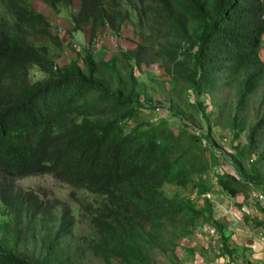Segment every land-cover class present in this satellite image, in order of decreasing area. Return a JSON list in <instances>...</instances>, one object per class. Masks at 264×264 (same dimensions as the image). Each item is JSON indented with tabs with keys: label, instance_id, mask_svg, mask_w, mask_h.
<instances>
[{
	"label": "trees",
	"instance_id": "16d2710c",
	"mask_svg": "<svg viewBox=\"0 0 264 264\" xmlns=\"http://www.w3.org/2000/svg\"><path fill=\"white\" fill-rule=\"evenodd\" d=\"M41 1L57 18L63 11L70 33L89 25L92 38L105 27L120 34L133 14L148 29L149 44L121 53L129 65L126 80L114 60L87 49L76 52L78 61L58 65L36 44L62 45L31 0H0V264H83L87 256L104 264H154L155 254L182 264L177 249L210 210L203 196L211 189V164L185 121L174 134L166 121L138 119L152 100L136 85L134 69L156 63L173 88L187 83L194 118L171 99L162 108L180 120L205 122L207 140L217 89L236 85L229 128L238 139L244 129L237 111L264 80L263 0ZM32 68L44 78L32 80ZM263 132L264 93L238 158L260 149ZM233 165L236 176L216 175L225 193L236 197L245 185L264 186V177L248 174L240 161ZM31 176L70 186L85 233L73 232L76 217L67 202L52 204L16 187ZM190 188L198 200L181 196Z\"/></svg>",
	"mask_w": 264,
	"mask_h": 264
},
{
	"label": "rangeland",
	"instance_id": "374dc122",
	"mask_svg": "<svg viewBox=\"0 0 264 264\" xmlns=\"http://www.w3.org/2000/svg\"><path fill=\"white\" fill-rule=\"evenodd\" d=\"M30 6L34 11L44 15L50 23L51 33L56 35L62 44L60 49H58L47 39L39 40L36 43L37 45L46 46L50 53L55 57L58 65L77 60L78 58L76 56V52L82 56L83 50L87 49L97 59L102 58L103 60L109 62L114 60L116 72L126 80L128 78L127 75L129 65L121 58V53L125 52L127 49L135 48L138 43H144L146 45L149 44L148 29L146 27H140L137 23H135V17L133 14H131L132 20H129L121 27V31L119 32L120 34H115L109 28L105 27L103 30L97 32L95 38H92L89 25L84 26V28L79 31L70 33L71 26L69 21L63 18V11H61L60 16L57 18L56 15L46 5H44L41 0H31ZM74 8H76V5ZM1 9L2 7L0 6V10ZM259 56L264 63V43L263 47L259 51ZM129 64L133 65L130 62ZM31 78L35 81L41 80L44 78V74L39 72L36 68H32ZM134 78L136 85L142 89L143 94H149L152 100V109L143 108L139 110V120L156 123V116H168V114H165L168 112L163 108L169 106L170 99L179 104L180 108L186 113V115H193V108L190 105V102L192 103V98L190 92L185 89L187 88V83L180 81L177 87L173 88V82L166 78V75L159 64L157 65L152 62L141 64L140 67H136V69H134ZM152 78H155V80ZM263 81L249 96L248 102L245 106H242L237 111L238 120L241 122L244 131L240 132V136L236 140H233L232 131L229 128V122L231 117L236 114L235 94L237 87L236 85H232L225 86L224 88H218L216 94L214 95L217 99V101L215 99V102H217L218 105L216 104V107L213 106L212 108L213 117L211 118V136L208 140V142L210 141L211 146L209 149L201 147L206 151V158L210 161L211 166L209 167L208 175L213 182L215 181V184L216 175L219 173L223 174L229 172L230 174L234 173L236 176L233 163H236L237 161H240V165L243 170H245L248 174H253V176L257 177L260 176L261 178L264 177V153H262L264 150V132L259 136V150L246 154V157L243 160L237 156L238 152H244L246 150L249 127L257 121L258 106L264 93ZM157 107L161 108L159 110V113H161L160 115H158L156 110L153 109H156ZM210 109L211 108L209 107L207 111H211ZM167 118L172 119L171 123H167L173 133L177 134L178 130L181 128V124H178L176 121L178 119L177 116H168ZM181 119H184L180 120V122L185 121L184 124H187V130L189 132L194 129L203 130L205 135L207 134V124H205V122H203L201 126L198 124L197 119L194 120L197 124H193L192 121H187L185 118ZM213 159L216 161L215 164H213ZM253 168H255L258 172H254L252 170ZM15 185L21 190H32L34 192H38L44 199L52 204L58 205L55 199L67 202V206L76 217V225L73 232L79 236L82 233H85V224L80 223L81 221L78 214V207L71 198L73 190L70 186L57 181L51 176L27 177L19 180L15 183ZM245 186L247 187L245 189V193L248 197L247 193L249 192L250 187L248 185ZM258 189H261L264 193V186L258 187ZM164 190L167 195H171L174 192V189H172L169 185H165ZM193 190L194 189L190 188L186 192H182L181 196L190 197V199H193L194 201L198 200V192L197 190ZM58 210L60 211V207H58ZM176 253L179 257L180 249H177ZM154 259V264H168L167 259L158 254L154 255ZM83 264L104 263L98 259L87 256L84 258ZM112 264L116 263L113 262Z\"/></svg>",
	"mask_w": 264,
	"mask_h": 264
},
{
	"label": "crops",
	"instance_id": "0c3cea01",
	"mask_svg": "<svg viewBox=\"0 0 264 264\" xmlns=\"http://www.w3.org/2000/svg\"><path fill=\"white\" fill-rule=\"evenodd\" d=\"M208 179L211 189L203 196L210 203L207 220L181 243L182 264H264V207L250 200V190L248 197L246 193L232 197L209 175ZM208 227L217 231L215 237H210Z\"/></svg>",
	"mask_w": 264,
	"mask_h": 264
},
{
	"label": "built area",
	"instance_id": "2783aa9c",
	"mask_svg": "<svg viewBox=\"0 0 264 264\" xmlns=\"http://www.w3.org/2000/svg\"><path fill=\"white\" fill-rule=\"evenodd\" d=\"M155 110H156V112H157L158 115L161 114V113H159V110H160L159 108H156ZM168 116L169 117H172L171 115H168ZM168 116H163L162 115L163 118L160 117V116H156V120L157 121L165 120L166 122H168V123L170 122L171 123V120L172 119L171 118H167ZM176 121L178 122V124H181L179 118ZM195 129H197V128H195ZM190 132H191L192 135H194L199 140L200 145L203 148H208V149L210 148L211 145L208 142V140L206 139L205 133H204L203 130H194L193 129ZM249 187H250V192H249L250 200L253 203H257L260 206L264 207V193H263V191L261 189H258V187H255V186H252V185H249ZM206 197L208 199L211 198L210 195H208V194L206 195ZM207 232L210 235V237H215L216 234H217V231L214 228H212V227H208L207 228Z\"/></svg>",
	"mask_w": 264,
	"mask_h": 264
},
{
	"label": "clouds",
	"instance_id": "9594fccd",
	"mask_svg": "<svg viewBox=\"0 0 264 264\" xmlns=\"http://www.w3.org/2000/svg\"><path fill=\"white\" fill-rule=\"evenodd\" d=\"M264 40V39H263ZM263 43V42H262Z\"/></svg>",
	"mask_w": 264,
	"mask_h": 264
}]
</instances>
